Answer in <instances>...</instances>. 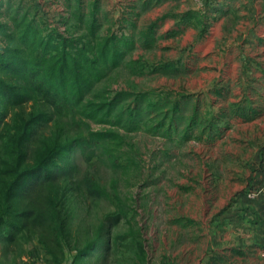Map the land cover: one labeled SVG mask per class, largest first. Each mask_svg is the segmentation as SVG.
Masks as SVG:
<instances>
[{
	"label": "rangeland",
	"instance_id": "rangeland-1",
	"mask_svg": "<svg viewBox=\"0 0 264 264\" xmlns=\"http://www.w3.org/2000/svg\"><path fill=\"white\" fill-rule=\"evenodd\" d=\"M9 1L13 8L35 7L47 26L64 33L58 19L65 0H0L2 23L8 22ZM100 6L102 19L108 14L102 34L120 30L121 18L133 22L122 23L118 33L137 40L130 57L140 70L120 68L99 87L176 102L182 119L167 137L87 122L91 131L113 130L123 137L115 151L118 167L97 157L85 162L77 153L73 177L35 190L29 200L19 196L21 208L33 214L15 242L0 243V264H78L77 249L101 225L112 247L105 264H138L135 248L123 241L136 231L146 264H252V247L264 255V220L250 205L264 192L257 184L264 172V0H100ZM149 32L154 43L143 48L139 36ZM168 67L173 74H162ZM34 109L28 103L22 111ZM193 113L201 122L214 121L220 136L204 134L198 141L197 126L183 140ZM11 117L0 129V169L12 157ZM52 129L50 123L38 130L33 150ZM74 130L67 126L68 134ZM88 180L117 191L126 213L117 224L116 207L87 196Z\"/></svg>",
	"mask_w": 264,
	"mask_h": 264
},
{
	"label": "trees",
	"instance_id": "trees-1",
	"mask_svg": "<svg viewBox=\"0 0 264 264\" xmlns=\"http://www.w3.org/2000/svg\"><path fill=\"white\" fill-rule=\"evenodd\" d=\"M87 1L65 0L58 19L65 27L64 33L58 27L47 26L39 10L31 5L20 9L13 8L10 1L5 4L9 13L8 22H0V129L12 114L15 131L9 140L11 161L0 169V243L15 242L23 223L33 214L31 209L21 208L19 196L29 200L35 190L73 177L78 171L75 154L79 153L85 162L97 157L118 167L115 151L123 146V137L113 130L91 131L87 122L125 133L145 128L167 137L175 128L174 122L182 119L180 104L176 102L165 98L153 101L146 93L110 92L99 87L108 73L120 68L137 74L140 66L130 57L137 40L118 33L122 23L131 22L134 26L126 18H121L120 30L102 34L108 14L102 19L100 0ZM145 7L142 5L141 9ZM153 35L149 32L139 36L143 48L153 45ZM174 71L168 67L162 74L171 75ZM28 103H33L35 109L22 111ZM196 117L193 113L186 124L183 140L197 126L198 141L204 134L206 138L220 136L221 128H216L214 121L201 122ZM50 123L54 130L33 150L38 130ZM68 125L75 128L72 134L67 133ZM85 192L90 198L105 200L117 208L119 216L112 219L113 224L126 215L124 203L113 187L108 192L88 180ZM59 227L64 229L63 220ZM108 234L101 225L95 238L77 249L74 261L107 263L112 250ZM136 235L138 231L130 241L124 239V246L134 247L137 263L146 264L142 240Z\"/></svg>",
	"mask_w": 264,
	"mask_h": 264
},
{
	"label": "crops",
	"instance_id": "crops-1",
	"mask_svg": "<svg viewBox=\"0 0 264 264\" xmlns=\"http://www.w3.org/2000/svg\"><path fill=\"white\" fill-rule=\"evenodd\" d=\"M264 167V165H263ZM257 184L263 185L264 186V172L261 174V179L258 181ZM258 196V195H257ZM256 196V197H257ZM250 205L255 208H253V212H256L263 220H264V192L261 194V196L259 198H257V200L255 202H250ZM263 224V228H264V222ZM264 232V231H263ZM259 242L261 243V245H264V239L259 238ZM253 249H251L250 251V261L252 264H264V255H263V251L261 252L259 249L252 247ZM236 253V252H235ZM257 260V261H256Z\"/></svg>",
	"mask_w": 264,
	"mask_h": 264
},
{
	"label": "built area",
	"instance_id": "built-area-1",
	"mask_svg": "<svg viewBox=\"0 0 264 264\" xmlns=\"http://www.w3.org/2000/svg\"><path fill=\"white\" fill-rule=\"evenodd\" d=\"M248 197H252V195L251 194H248Z\"/></svg>",
	"mask_w": 264,
	"mask_h": 264
}]
</instances>
